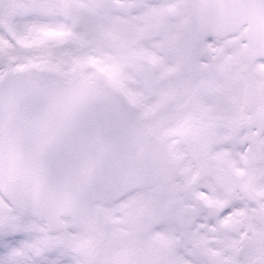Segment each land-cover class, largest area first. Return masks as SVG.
<instances>
[{
    "label": "snow or ice",
    "instance_id": "6c2138e0",
    "mask_svg": "<svg viewBox=\"0 0 264 264\" xmlns=\"http://www.w3.org/2000/svg\"><path fill=\"white\" fill-rule=\"evenodd\" d=\"M0 264H264V0H0Z\"/></svg>",
    "mask_w": 264,
    "mask_h": 264
}]
</instances>
